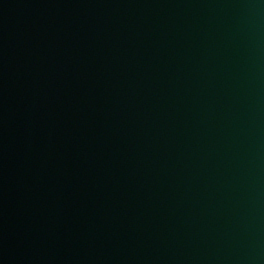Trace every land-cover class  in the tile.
<instances>
[{
    "label": "water",
    "instance_id": "water-1",
    "mask_svg": "<svg viewBox=\"0 0 264 264\" xmlns=\"http://www.w3.org/2000/svg\"><path fill=\"white\" fill-rule=\"evenodd\" d=\"M0 264H264V0H0Z\"/></svg>",
    "mask_w": 264,
    "mask_h": 264
}]
</instances>
